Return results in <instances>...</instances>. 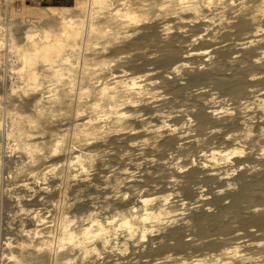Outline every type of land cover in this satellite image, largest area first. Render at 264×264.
Wrapping results in <instances>:
<instances>
[{"label": "bare ground", "instance_id": "6f19581e", "mask_svg": "<svg viewBox=\"0 0 264 264\" xmlns=\"http://www.w3.org/2000/svg\"><path fill=\"white\" fill-rule=\"evenodd\" d=\"M51 4L0 12V171L46 185L0 264H264V0Z\"/></svg>", "mask_w": 264, "mask_h": 264}, {"label": "rangeland", "instance_id": "374dc122", "mask_svg": "<svg viewBox=\"0 0 264 264\" xmlns=\"http://www.w3.org/2000/svg\"><path fill=\"white\" fill-rule=\"evenodd\" d=\"M47 2H51V3H53V4H51L52 6H57L56 5V0H52V1H47V0H38L36 3H33L32 2V0H0V12H1V14H2V16H3V18H2V21L3 22H7L8 21V19H9V17H8V9L9 8H11V7H14L16 10H18V11H16L17 13H21L23 16H25L26 18H28L27 16H28V14L27 13H25L24 11V9H23V7L25 6V5H33L35 8H40V9H47L46 7V5H47ZM70 13V12H69ZM16 23L17 24H15V26H21L22 25V21H19V19L17 18V21H16ZM61 116V117H60ZM59 117H60V119L62 120V123H67V121H66V116H63V115H59ZM58 117V118H59ZM6 143H9V144H11L12 145V143L11 142H7V141H3L2 142V144H1V153H2V157L3 158H5V157H7V156H11V157H7V159H11V158H14L16 155V157H18V154L12 149V146L10 147V145L8 146V144L5 146V144ZM2 145H4V146H2ZM11 148V150H10V148ZM9 149V151H7L8 149ZM103 149V151H100V152H98L96 155H95V160H94V162H98V163H100V165L98 166V169L100 170V169H103V170H111L112 169V167L110 166V164H112V163H115V162H117V161H119L118 159L119 158H121L122 157V152L119 150V148H117L116 147V145H114V144H112V145H108L106 148H102ZM14 151V152H13ZM13 152V153H12ZM9 153H11V154H9ZM14 158V159H11V160H21L20 158ZM41 168H43V167H41ZM40 170V169H39ZM99 170H97V171H99ZM46 171V170H45ZM45 171H41V173L42 172H45ZM22 174V175H21ZM50 175H51V172H48L47 173V178H49L50 177ZM18 176V177H17ZM17 182V183H16ZM28 182V184L31 182V187L33 188V186H34V189H32V190H29V189H25L24 190V192L22 191V193L23 194H33L34 193V191L33 190H37L39 187H43V186H46V185H44L43 184V181L42 180H40V179H34L32 176H31V173L29 172V171H27V170H25V171H23V172H19V174L17 173L16 175H15V177H14V175L12 176V178H9V174H7V172L5 171V170H1L0 171V189H1V191L4 193L5 191L4 190H6V188L7 189H9V188H11V187H19L20 186V184H23V183H27ZM37 182V183H36ZM40 182V183H39ZM12 183H14V184H12ZM33 183V184H32ZM36 183V185H34ZM9 185V186H8ZM12 185V186H11ZM8 186V187H7ZM11 186V187H10ZM29 186V187H30ZM39 186V187H38ZM16 187V188H17ZM4 188V189H3ZM20 188V187H19ZM19 188H18V190H19ZM3 189V190H2ZM21 189V188H20ZM17 190V191H18ZM28 191V192H27ZM31 191V192H30ZM19 192V191H18ZM84 192H82V193H79L78 195H76V194H74V195H68L67 196V198L70 200V201H72V200H74V199H78L81 195V197L78 199V200H83V199H85L86 197H84ZM57 198V197H56ZM55 198V199H56ZM140 207V204L138 205V208ZM1 208L2 209H0V225H1V228H0V230H2L3 232H4V230H5V228L7 229V230H9L10 228H8V227H10V226H15V227H11V230H12V233H10V235H8V234H1L0 233V237L2 238L1 239V241L3 242L4 241V239L3 238H5V237H15V233H16V229H18L16 226H18V223H19V220H20V218H23V217H25V216H23V214L21 215V214H19V211L17 212V210L16 209H13V211L12 210H9L8 208H6V207H3V206H1ZM3 211H5V212H3ZM8 211V212H7ZM98 211H100V209H98ZM10 212H11V215L12 216H10L9 214H10ZM18 213V214H17ZM13 214H16V217H15V215H13ZM7 215V216H6ZM112 214L111 213H107V214H105L104 216H111ZM9 216H10V218H9ZM14 219V221H13V219ZM14 222L13 224H12V221ZM4 221V222H3ZM11 223H10V222ZM8 222V225L6 224V223ZM9 223H10V225H9ZM4 224H6V225H4ZM6 226V227H5ZM8 226V227H7ZM4 227V228H3ZM15 228V229H14ZM11 234H13L12 236H11ZM7 235V236H6Z\"/></svg>", "mask_w": 264, "mask_h": 264}]
</instances>
